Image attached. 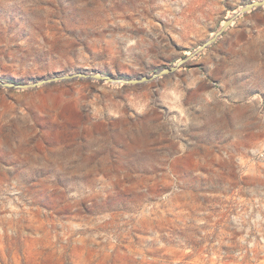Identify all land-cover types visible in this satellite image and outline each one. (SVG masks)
<instances>
[{
  "label": "rangeland",
  "instance_id": "374dc122",
  "mask_svg": "<svg viewBox=\"0 0 264 264\" xmlns=\"http://www.w3.org/2000/svg\"><path fill=\"white\" fill-rule=\"evenodd\" d=\"M252 0H0V78L151 74ZM0 264H264V6L173 74L0 87Z\"/></svg>",
  "mask_w": 264,
  "mask_h": 264
},
{
  "label": "water",
  "instance_id": "95a60500",
  "mask_svg": "<svg viewBox=\"0 0 264 264\" xmlns=\"http://www.w3.org/2000/svg\"><path fill=\"white\" fill-rule=\"evenodd\" d=\"M264 0H252L250 2L242 5L232 16L226 18L221 26L205 41L198 45L192 52L188 55L179 58L174 64L167 67H163L151 74L141 75L134 78H126L122 76H115L112 74H105L99 71H76L69 72L59 75H53L46 78H41L32 82H12L6 81L0 78V87L13 89V90H24V89H34L39 86L50 84L58 81L73 80V79H92L99 82H107L113 85H137L141 83L150 82L156 80L162 76L173 74L180 67L184 66L190 59L198 55L200 52L204 51L206 48L211 46L220 37L224 31L232 25V22L238 18L240 15L249 12L255 8L263 7Z\"/></svg>",
  "mask_w": 264,
  "mask_h": 264
},
{
  "label": "bare ground",
  "instance_id": "6f19581e",
  "mask_svg": "<svg viewBox=\"0 0 264 264\" xmlns=\"http://www.w3.org/2000/svg\"><path fill=\"white\" fill-rule=\"evenodd\" d=\"M237 11V10H236ZM236 11H234L233 13H235Z\"/></svg>",
  "mask_w": 264,
  "mask_h": 264
}]
</instances>
